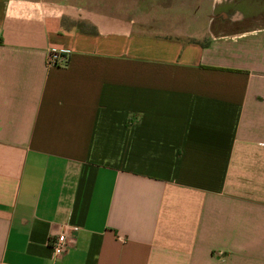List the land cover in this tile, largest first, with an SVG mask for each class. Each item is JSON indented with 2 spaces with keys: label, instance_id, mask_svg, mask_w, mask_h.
Returning <instances> with one entry per match:
<instances>
[{
  "label": "crops",
  "instance_id": "obj_1",
  "mask_svg": "<svg viewBox=\"0 0 264 264\" xmlns=\"http://www.w3.org/2000/svg\"><path fill=\"white\" fill-rule=\"evenodd\" d=\"M135 1L0 0V264H264V0Z\"/></svg>",
  "mask_w": 264,
  "mask_h": 264
},
{
  "label": "rangeland",
  "instance_id": "obj_2",
  "mask_svg": "<svg viewBox=\"0 0 264 264\" xmlns=\"http://www.w3.org/2000/svg\"><path fill=\"white\" fill-rule=\"evenodd\" d=\"M34 2L46 10L62 15V25L65 28L105 21L129 22L148 14L134 13L137 1L134 0H22Z\"/></svg>",
  "mask_w": 264,
  "mask_h": 264
},
{
  "label": "built area",
  "instance_id": "obj_3",
  "mask_svg": "<svg viewBox=\"0 0 264 264\" xmlns=\"http://www.w3.org/2000/svg\"><path fill=\"white\" fill-rule=\"evenodd\" d=\"M69 62V52L66 50L60 52H50L47 58L48 66L65 68ZM68 242L64 233L59 235L52 242V250L56 256H60L67 251Z\"/></svg>",
  "mask_w": 264,
  "mask_h": 264
},
{
  "label": "trees",
  "instance_id": "obj_4",
  "mask_svg": "<svg viewBox=\"0 0 264 264\" xmlns=\"http://www.w3.org/2000/svg\"><path fill=\"white\" fill-rule=\"evenodd\" d=\"M81 25H83V24H78V25L75 24V25H72V27H73V28H74V27L77 28L79 31H81V32L83 33V32H85V30L82 29Z\"/></svg>",
  "mask_w": 264,
  "mask_h": 264
}]
</instances>
